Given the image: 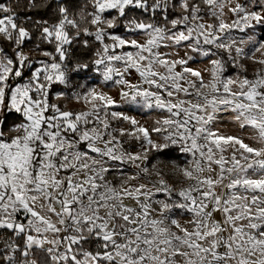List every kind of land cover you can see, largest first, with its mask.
<instances>
[{"label": "snow or ice", "instance_id": "obj_1", "mask_svg": "<svg viewBox=\"0 0 264 264\" xmlns=\"http://www.w3.org/2000/svg\"><path fill=\"white\" fill-rule=\"evenodd\" d=\"M203 3L216 22L204 23L201 6L190 0H179L183 13L170 21V28L135 17L125 19V30L144 33V43L108 29L116 28L117 20L126 17L129 9L152 14L160 11L167 20L173 0H93L90 24L94 32L81 28L83 14L77 19L61 6L55 24L36 22L44 25L32 49L42 57L37 58L24 50L32 33L17 22L12 7L0 2V36L12 44L11 54L0 48V229L13 234L0 238V264H264V146L252 147L240 136H225L211 127L218 112L231 111L240 129L255 132L249 139L264 145V67L255 71L253 79L246 74L224 77V64L214 59L210 61L211 80L206 82L199 70L187 66L191 56L185 59L178 53L160 51L187 42L191 51L207 56L210 53L202 51V40L205 45L227 50L245 73L237 58L264 66V42L255 46L253 36L248 37L254 45L251 52L230 37L229 43H218L232 29L264 26V5H254V9L261 8L257 11L240 3L231 7V0ZM29 6L35 7L31 0ZM226 6L236 17L230 23L224 18ZM109 10H115L117 16L104 19ZM70 28L75 37L94 36L101 43L93 61L95 71L105 83L121 86L122 101L168 113L154 122L158 127L150 131L134 118L109 112L117 101L95 88L73 93L78 101L91 104L89 110L74 112L50 103L52 86L68 83L66 46L75 39ZM106 38L112 43H105ZM83 43L87 46L88 41ZM41 44L54 45V51L42 49ZM125 47L135 51H117ZM172 55L178 58L170 59ZM117 63L122 68L116 67ZM87 67L77 64L75 70ZM132 69L147 88L125 78ZM13 112L20 114L23 122L9 129L14 135H8L3 128ZM109 115L133 125L132 131L120 128V136L142 139L148 147L140 153L124 152L114 134L117 130H109ZM90 118L95 121L91 128ZM162 132L166 133L164 143L152 139V133ZM177 143L192 159L189 167L176 165V170L193 183L177 190L163 179L160 165L164 162L157 160L152 172L158 179L151 188L145 183L130 184L141 175L151 176L147 166L141 167L150 150ZM229 147L232 154L226 159L223 153ZM129 162L139 170L136 176L125 177L121 165ZM214 165L219 169L215 178ZM205 171L209 175L202 176ZM109 173L125 178L114 184L107 178ZM219 186L227 191L218 193ZM157 193L166 194V198L154 199ZM125 199L134 200L138 208L126 205ZM176 209L191 213V231L173 218ZM216 212L222 213V222L214 219ZM20 213L23 220L17 219ZM21 234L23 246L16 241ZM91 238L101 242L94 251L83 247ZM34 250L46 258L38 261Z\"/></svg>", "mask_w": 264, "mask_h": 264}, {"label": "rangeland", "instance_id": "obj_2", "mask_svg": "<svg viewBox=\"0 0 264 264\" xmlns=\"http://www.w3.org/2000/svg\"><path fill=\"white\" fill-rule=\"evenodd\" d=\"M202 3H203V0H202ZM236 3H240V4L244 5L249 10L260 11L261 8L256 7L254 9L253 6L254 5H264V0H231L230 6L235 7ZM109 11H111V10H109ZM200 15L203 17V22L206 24L216 22L215 18L212 17L210 15V13L208 12L207 6H201ZM224 18L229 23L233 19L236 18L228 11L227 6L225 7V17ZM104 19H108V18H106L105 14H104ZM261 28H262V26H256L255 29H246L245 31H240L239 29H232L231 32L228 33L227 36L223 37L220 41H218V43L227 44V43H229L228 37H230L232 40L237 41V46H243L245 48L246 52H251L254 45H253V42L248 41V37L253 36L254 41L257 42L255 46H258V43L262 42L259 39V33L261 31ZM116 35H118V34H116ZM120 35L126 39H137L140 43H144L145 40L147 39V37L144 33L137 32V31H128L125 34H120ZM241 39L246 41V43L243 45H240L239 41ZM108 43L111 44L112 41H110ZM200 46H201L202 51H209L210 54L207 56H204L200 52L191 51L188 48L187 42H182L179 46L162 47L160 49V51L165 52V53H178L179 58H185V59H187V56H191L192 59L188 61L187 66L190 68L199 70L202 73L204 80L206 82L211 80L210 72H211L212 66H211L210 61L214 60V59H219L224 64V68H225V71L223 73L224 77L236 78L238 75L243 76L244 74H246L249 79H253L254 78L253 74L255 73V71L259 68L264 67V66H261L259 64L253 63L251 60H248L244 57L237 58L239 60V64L243 65V68L247 70L245 73L242 71L241 67L237 66L236 61L234 59L229 58V53L227 50L217 48L215 45H205V44H203L202 40H201ZM117 51L118 52H120V51H135V49L125 47L124 49H122V50L118 49ZM232 55H233V57H235L234 50H233ZM256 56L258 59L261 58L260 53H257ZM37 58H42V57H40L38 55ZM169 58L170 59H176L178 57L176 55H172ZM115 66L122 68V64H120V63H117ZM95 68H96V66H95ZM101 68H102V66H101ZM180 70L181 69L178 66L177 71H180ZM159 71H163V69H159ZM125 78L128 79L131 83L139 84L144 88L148 87V85L143 84V81L139 77V74L137 72H135L134 69L130 70V75L126 76ZM188 79L194 80L195 77L189 76ZM56 84H58L57 85L58 87H57V90L52 94V96L57 98L58 100L60 99L63 101L62 106L58 105V103L55 102V104L60 106L62 109L64 107L65 109H63V110H71L74 112L89 110L91 108V104L90 103H84L82 101H78L77 99L74 98L73 93H86L89 89L95 88L97 91L105 92V93L111 95L117 101L116 105L109 108V110H108L109 112H112V111L121 112L124 115L129 116L130 118H134L139 122L140 125H144L145 127L149 128L150 131H151V128L159 126V125L154 123L157 119H163V118L168 116V113L162 109H156V108L148 109V108L143 107L142 105H137V104L122 101L120 98V95H119V90H120L121 86L114 84L112 81L105 83L102 79V74L100 72H96L95 69H94V76L93 77L88 78L85 81L78 83L77 85H71L69 82L66 85L59 84V83H56ZM57 93H63L64 95L57 97V95H56ZM181 98L192 99L193 101H195V99H196L195 97H184L183 95L181 96ZM209 111H210V109H209ZM100 115H101V118H103L104 113L101 112ZM234 115H235V113L229 111L228 118H224L220 114V112H218L217 113V119L211 125L212 129L213 130H219L220 134L225 135V136H227V135L240 136L244 139L245 143H248L252 147L264 146V145L259 144L258 142H256L253 139H249V137L255 135V132L251 128L240 129L239 125L234 123L232 120V117ZM107 118H108L110 126H111L109 130L110 131L113 129L117 130L114 134H119L118 130L120 128L126 129L128 131H132V129H133V125H131L129 121H125L123 119H112V117L110 115ZM90 119H93V123L88 125L89 128L95 126L94 118H90ZM165 135H166V133H163V132L160 134L152 133V139L154 141H156L157 143H164L163 137ZM126 136L129 138L133 137V136H129V135H126ZM141 142L142 143L138 148L130 149L128 151H125L123 149L122 150L124 152L133 153V154L140 153L145 148L148 147V145L142 139H141ZM170 145H173V144H169V146ZM174 145H177L179 147V150L181 152H183L181 150V145L179 143L174 144ZM81 147H83V145H81ZM223 154H224L226 159H230L231 154H232V149L230 147L227 148V150ZM218 156H219V153H217V158H218ZM184 158L188 164V166H186V167H189V161L192 159L191 155L188 153H184ZM137 163H139V162H137ZM144 164H145V162L143 164H141V167H144ZM180 167L184 168V166H180ZM213 167H214L215 171H214V173H212V175L215 178V173L218 172L219 169L215 165ZM121 168L125 169V177L126 176H136L138 171H139L135 167V165L132 164L131 162H129L126 165H121ZM162 169H163V171L172 172L173 175H175V176L180 175V174L183 175L181 172L176 170V167L174 165H164V166H162ZM161 175H162V173H161ZM207 175H209V173L207 171H205L202 174V176H207ZM125 177H120L116 173H109L107 178L109 180H112V182L114 184H119L121 182V180L124 179ZM157 179L158 178L149 179V178H147V176L141 175L136 180L130 181V184L131 185H137L140 183H145L148 185L149 188H151L153 186L152 182H155ZM163 179H165L170 185H172L174 188L177 189V187L173 183H171L170 181H168L164 177H163ZM190 183H193V182L187 180L185 187H187ZM227 183H228V180L226 179L224 181V184H227ZM216 191L218 193H223V192H226L227 189L224 188L223 186H219L216 188ZM256 194L259 195V193H256ZM249 195H251V194H249ZM165 198H166V194H164V193H157L154 197V199H165ZM173 199H177V197L174 195ZM124 203L126 205H128L129 207L138 208V205L132 199H125ZM153 207H155L157 209L159 208V206L155 205V204L153 205ZM211 210H212V206L209 205L208 211H211ZM172 216H173V218H175L179 221L181 227L188 228L189 231L192 230L193 226L188 223V221L191 220V218H192L191 213L185 212L182 209H176L172 213ZM213 216H214L215 220L221 221V222L223 221L222 213L216 212L213 214ZM51 218L53 220L56 219V217H54V216ZM17 219L23 220L24 219L23 213H20V215L17 217ZM24 222H26V221H24ZM172 230L179 233V229L173 228ZM63 235H64V233H61V236H63ZM224 235H227V233H224ZM220 251H223V249H220Z\"/></svg>", "mask_w": 264, "mask_h": 264}, {"label": "trees", "instance_id": "obj_3", "mask_svg": "<svg viewBox=\"0 0 264 264\" xmlns=\"http://www.w3.org/2000/svg\"><path fill=\"white\" fill-rule=\"evenodd\" d=\"M0 2L4 3L6 6H10L13 8L17 16L19 17L18 23H22L24 27H26L32 33V39L30 41H26L24 50L30 56L37 57L39 52L32 51L34 45L38 42V37L40 35V28L44 26L43 24H37V21H47L49 25L55 24L59 18V8L61 6L65 7L68 10L70 16H75L79 19V16L83 14L85 16V22L81 23V28L88 27L90 31L94 32L95 27L90 24L91 13L93 12V0H31V3L35 5V7H30V0H0ZM151 2V0H150ZM197 3L200 6H206L202 3V0H190V3ZM183 13V9L179 6V0H173V6L168 9L167 12V20L163 18L164 13L160 11H156L154 14L142 12L139 9H129L127 16L117 20V27L114 29H108V32L113 34H125L128 31L125 30L124 20L131 19L135 17L139 20H143L144 22L154 23L158 25H167V27H171L170 21L172 19L177 18ZM2 15V14H0ZM106 18L111 19L114 16H117V12L115 10H111L105 13ZM103 26V25H102ZM69 34L75 37V30L69 29ZM260 41L264 42V26H262L261 31L259 33ZM87 40V46L84 45V41ZM111 40L105 39V43L110 42ZM68 48V57L65 61L69 72H68V82L71 85H77L85 81L88 78L94 76L95 65L93 61L97 58L96 53L98 50L102 49V45L100 42L95 40L94 36H86L81 34L78 37H75L73 43ZM0 48H3L7 53L11 54L12 52V44L5 40L2 36H0ZM42 49H47L48 51H54V45L50 44H41ZM77 64H87L88 67L86 69L81 68L79 71L75 70V66ZM26 75H30V73H26ZM58 84H54L50 90L49 101L50 103H58V105L62 106V100H58L53 97L52 94L57 90ZM63 109H65L63 107ZM23 122V117L17 113H11L7 117L6 124L3 128L4 132L8 135H14V133L9 132L15 124H19ZM120 140L123 150L128 151L130 149L138 148L141 145V139L137 140L134 137L129 138L126 135L120 136V134H115ZM157 160L163 161L164 163L160 165H178L180 166H188L184 153L179 150L177 145H170L168 148L156 151L150 150L148 153V160L145 161L144 166H147L152 173L149 179L157 178L155 173L152 172V165L157 162ZM174 162V163H173ZM162 175L168 181L173 183L177 189L179 190L181 187H185L187 180L183 175H173L172 172L162 171ZM12 232L6 229H0V238L5 236H12ZM17 243L23 246L24 243V235L16 237ZM101 243L95 238L89 239L84 243L83 247L86 250L94 251L97 248V245ZM3 244L0 243V250H2ZM46 258V254L40 252L39 250H34V258L38 261L42 258ZM22 259V258H21Z\"/></svg>", "mask_w": 264, "mask_h": 264}, {"label": "bare ground", "instance_id": "obj_4", "mask_svg": "<svg viewBox=\"0 0 264 264\" xmlns=\"http://www.w3.org/2000/svg\"><path fill=\"white\" fill-rule=\"evenodd\" d=\"M228 113H229V111H228V112H224V111L220 112V114H221L224 118H228Z\"/></svg>", "mask_w": 264, "mask_h": 264}]
</instances>
